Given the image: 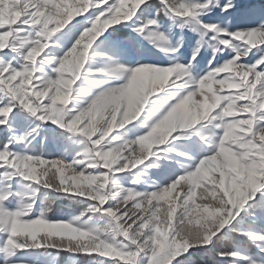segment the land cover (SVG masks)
<instances>
[{
	"label": "clouds",
	"instance_id": "clouds-1",
	"mask_svg": "<svg viewBox=\"0 0 264 264\" xmlns=\"http://www.w3.org/2000/svg\"><path fill=\"white\" fill-rule=\"evenodd\" d=\"M218 7L0 0V264H264V18Z\"/></svg>",
	"mask_w": 264,
	"mask_h": 264
},
{
	"label": "rangeland",
	"instance_id": "rangeland-1",
	"mask_svg": "<svg viewBox=\"0 0 264 264\" xmlns=\"http://www.w3.org/2000/svg\"><path fill=\"white\" fill-rule=\"evenodd\" d=\"M261 1L264 0H233V3H235L237 6L236 9L228 13L222 14L219 8H217L214 10V12L211 15L201 17V19L205 23L226 22L228 19H231L232 23L230 30H235L236 28L251 27L254 26L259 21V19L264 18V6L260 4ZM165 27H168L167 21H165ZM120 28L127 30L126 36L115 37V35L112 34V40L117 43L118 47L125 50L127 56L141 54L144 55L145 59L148 60L149 62L161 64V65H165L167 63V61H165L162 56L154 53L152 49L148 48L146 45H142L140 40L134 38L129 28L125 26H120ZM111 30L112 29L109 30L110 33ZM105 35L107 36L108 34L106 33ZM185 37H186V45L182 51L184 55L187 57L189 55L191 47L195 44V41L198 39V37L187 30L185 31ZM101 39H104V37H101ZM224 58L226 57H219L218 58L219 62H222ZM198 59L200 61V68L203 69L207 65L208 60L211 59V54L202 53V55ZM13 66L15 67L16 65L14 64ZM11 119L15 120V126L18 129H22L23 122L20 119V117L15 115V112L13 113V117ZM7 135L8 134L4 131V128H0V148H3L4 143L6 142L7 139ZM13 148L19 151V148H17L15 145H13ZM49 149L51 155H55V152L51 151V145H49ZM164 175H168V173L167 172L161 173V176ZM164 182L166 183L167 181L165 180ZM226 230L227 229H225V231ZM237 241L243 243L242 238L237 239ZM194 251L197 253L196 259H197V264H199L200 261L199 253L203 251H207V249H199ZM213 261L215 262V264H231V260L229 258L221 259L217 257L215 259L211 252L210 260L208 264H212ZM240 264H242V262H240Z\"/></svg>",
	"mask_w": 264,
	"mask_h": 264
},
{
	"label": "trees",
	"instance_id": "trees-1",
	"mask_svg": "<svg viewBox=\"0 0 264 264\" xmlns=\"http://www.w3.org/2000/svg\"><path fill=\"white\" fill-rule=\"evenodd\" d=\"M260 4L262 6H264V1H261ZM111 33L113 35H115V37H124L126 36L127 34V30H124V29H121L120 27H118L117 29L115 30H111ZM55 218V217H54ZM223 234V233H221ZM236 239H240L239 237H237ZM217 248L221 251H232L233 250V245L232 244H227V245H224L223 247H221L220 245H217ZM212 252V255L213 257L216 259L217 256H216V252L215 250L211 251Z\"/></svg>",
	"mask_w": 264,
	"mask_h": 264
},
{
	"label": "snow or ice",
	"instance_id": "snow-or-ice-1",
	"mask_svg": "<svg viewBox=\"0 0 264 264\" xmlns=\"http://www.w3.org/2000/svg\"><path fill=\"white\" fill-rule=\"evenodd\" d=\"M195 2H197V3H206L207 2V0H195ZM212 2L215 4V3H217V0H212ZM218 2H219V10L221 9V8H223L225 5H227V4H229V0H218ZM237 7V6H236ZM236 9V8H235ZM233 9H229V12L230 11H232ZM5 29H0V32H2V31H4ZM217 63H219V59L217 58V60L216 61H214L213 62V66H215V64H217ZM0 71H2V69H0ZM8 75V73H5V77ZM0 119H3V117H0ZM4 126L3 125H0V128H3ZM3 148H0V150H2ZM168 175H170L171 176V174L170 173H168ZM171 178L172 179H175V176H171Z\"/></svg>",
	"mask_w": 264,
	"mask_h": 264
}]
</instances>
